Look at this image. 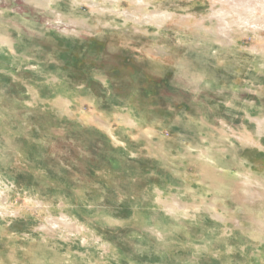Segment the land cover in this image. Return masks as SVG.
<instances>
[{"label": "rangeland", "instance_id": "rangeland-1", "mask_svg": "<svg viewBox=\"0 0 264 264\" xmlns=\"http://www.w3.org/2000/svg\"><path fill=\"white\" fill-rule=\"evenodd\" d=\"M241 1L0 0V264H264Z\"/></svg>", "mask_w": 264, "mask_h": 264}, {"label": "bare ground", "instance_id": "bare-ground-1", "mask_svg": "<svg viewBox=\"0 0 264 264\" xmlns=\"http://www.w3.org/2000/svg\"><path fill=\"white\" fill-rule=\"evenodd\" d=\"M212 1H218V0H212ZM241 1V0H240ZM224 2V1H223ZM236 2V1H235ZM242 2V1H241ZM238 3H240V2H238ZM245 4H247V3H245ZM233 4H231V6H232ZM248 5V4H247ZM244 6H246V5H244ZM159 15H161V14H159ZM241 21H244V22H246L247 20L246 19H241ZM261 24V23H260ZM226 26H229L228 24H226ZM226 28V27H225ZM212 163H214V162H212ZM255 182V181H254ZM264 182V181H263ZM264 186V185H263ZM65 225H68V221H66L65 220V218H63V221H62ZM69 222H71L70 220H69ZM1 227V226H0ZM77 227V230H79V229H81L82 227H80V226H76Z\"/></svg>", "mask_w": 264, "mask_h": 264}]
</instances>
